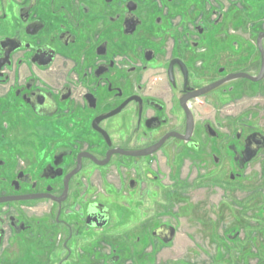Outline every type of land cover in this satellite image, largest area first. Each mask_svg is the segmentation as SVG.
<instances>
[{
    "label": "flooded vegetation",
    "instance_id": "af4514ba",
    "mask_svg": "<svg viewBox=\"0 0 264 264\" xmlns=\"http://www.w3.org/2000/svg\"><path fill=\"white\" fill-rule=\"evenodd\" d=\"M191 242L264 259V0H0V264Z\"/></svg>",
    "mask_w": 264,
    "mask_h": 264
},
{
    "label": "rangeland",
    "instance_id": "374dc122",
    "mask_svg": "<svg viewBox=\"0 0 264 264\" xmlns=\"http://www.w3.org/2000/svg\"><path fill=\"white\" fill-rule=\"evenodd\" d=\"M260 187H257L256 190H259ZM262 193V191H260ZM255 192V193H260ZM254 193V194H255ZM251 195V192L249 190H241L238 189L237 196L238 198H247ZM244 204V203H243ZM240 209L239 207L236 208V217L239 214ZM244 219L248 218V215L243 216ZM242 217V219H243ZM235 217L232 218L231 216L228 217L225 222L229 223L231 221H235ZM181 227V226H180ZM185 226H182L181 229H183ZM224 233L223 230H221V234ZM242 238V237H240ZM207 242L208 241H204ZM197 243H192L188 247L189 251H179L176 249V247L179 245H176L172 248L165 249L162 252H159L157 256H155V264H180L181 259L187 260L188 264H263L264 259L262 257L263 252L260 250H215V249H197L196 246ZM184 253L183 257L182 254ZM177 254V255H176ZM181 255V256H180ZM141 260L147 256L141 254Z\"/></svg>",
    "mask_w": 264,
    "mask_h": 264
}]
</instances>
